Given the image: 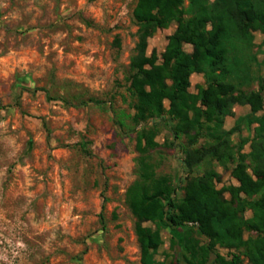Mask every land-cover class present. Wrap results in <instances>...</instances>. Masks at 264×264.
I'll use <instances>...</instances> for the list:
<instances>
[{"label":"rangeland","instance_id":"obj_1","mask_svg":"<svg viewBox=\"0 0 264 264\" xmlns=\"http://www.w3.org/2000/svg\"><path fill=\"white\" fill-rule=\"evenodd\" d=\"M137 3L0 0V264H144L127 191L139 178L138 132L145 126L156 127L152 161L159 174L172 178L177 199L184 197L190 175L206 171L220 173L215 186L226 199L247 197L235 194L240 183L233 169L240 155L252 150L256 124L239 121L252 112L250 104H235L225 118L224 128L236 127L231 157L224 162L206 157L193 169L186 164L188 137L176 136L169 114L138 121L129 89L139 42ZM178 28V21L159 28L148 40L147 55L162 63ZM253 34L244 54L259 76L249 88L259 90L264 32L258 28ZM183 48L194 51L188 41ZM201 86L205 75L195 71L189 91L196 94ZM207 140L201 137L192 148ZM248 205L246 218L253 214ZM144 225L162 233L156 264H192L184 257L186 226L172 227L165 213ZM255 234L246 230L243 238ZM192 237L210 241L196 231ZM233 251L243 264H252L243 249L221 245L210 252L208 264H218V254L230 259Z\"/></svg>","mask_w":264,"mask_h":264},{"label":"trees","instance_id":"obj_2","mask_svg":"<svg viewBox=\"0 0 264 264\" xmlns=\"http://www.w3.org/2000/svg\"><path fill=\"white\" fill-rule=\"evenodd\" d=\"M188 1L185 7V0H138L134 16L139 24V42L129 75L138 121L164 120L169 114L176 136L184 133L188 137L184 145L186 164L193 169L206 157H216L221 162L231 157L230 136L236 127L224 128L225 118L235 104H250L252 112L239 121L249 126L256 124L252 150L242 153L233 169L240 183L235 194L247 197L226 199L224 190L215 186L220 173L206 171L203 175H190L184 197L177 199L172 178L159 174L152 161L150 150L158 145L156 127H143L137 143L141 153L137 158L139 178L127 191V201L137 218L142 261L156 264L155 253L163 243L159 227L145 226L144 222H155L165 213L172 227H187L183 248L189 255L185 252L184 257L192 264H208L216 245L243 249L252 264H264V112L259 114L264 107V85L259 90L249 88L259 76L244 54L253 45V31L259 28L264 32V0ZM173 21L179 22V28L162 53L163 62L157 63L155 55H147L148 40ZM209 23L211 29H207ZM184 41L193 44L192 53L185 52ZM195 71L203 72L206 79V86H201L196 94L189 91ZM201 137L208 140L193 149ZM194 154L198 155L196 160L192 159ZM248 204L253 210L250 218L245 217ZM246 230L256 234L245 239ZM195 231L207 236L209 243L201 244L192 237ZM215 261L243 264L237 251L231 253L230 259L218 254Z\"/></svg>","mask_w":264,"mask_h":264}]
</instances>
